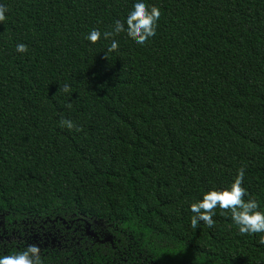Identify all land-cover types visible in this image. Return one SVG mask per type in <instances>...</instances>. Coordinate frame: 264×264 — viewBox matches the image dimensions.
<instances>
[{"label":"trees","instance_id":"16d2710c","mask_svg":"<svg viewBox=\"0 0 264 264\" xmlns=\"http://www.w3.org/2000/svg\"><path fill=\"white\" fill-rule=\"evenodd\" d=\"M145 2L160 18L141 45L84 38L111 32L132 0H0V215L41 220L0 253L264 264V233L241 235L218 206L212 227L193 228L189 211L241 168L264 210V0Z\"/></svg>","mask_w":264,"mask_h":264},{"label":"clouds","instance_id":"9594fccd","mask_svg":"<svg viewBox=\"0 0 264 264\" xmlns=\"http://www.w3.org/2000/svg\"><path fill=\"white\" fill-rule=\"evenodd\" d=\"M8 9L0 4V22L5 20V13ZM160 18V10L156 6H147L145 0H132L128 12L122 20H115L111 32L101 33L98 29H92L85 35V39L90 43H95L100 39H109L112 35L125 32L135 43L144 44V42L155 35L157 21ZM116 40H112L110 49H117ZM24 44H17L16 51L26 52ZM65 87V91H67ZM71 129L74 125L70 120L62 122ZM245 171L238 169L235 178L227 187L210 188L201 194V198L189 205V211L193 214L190 217V223L193 228L203 222L208 227L214 225L213 216L216 215L214 209L217 206L221 210L230 212L231 221L237 226L241 235H252L264 233V210L260 209L258 202L254 198H248L247 189L242 187ZM260 243L264 244V236ZM38 249L35 246H29L26 251L0 253V264H33L29 253L35 254Z\"/></svg>","mask_w":264,"mask_h":264},{"label":"rangeland","instance_id":"374dc122","mask_svg":"<svg viewBox=\"0 0 264 264\" xmlns=\"http://www.w3.org/2000/svg\"><path fill=\"white\" fill-rule=\"evenodd\" d=\"M41 220H33V219H27L23 220L22 222L25 223L24 225H31V229H37V227H33V225L39 223ZM46 223V220L43 221ZM16 224L15 222L8 223L3 215H0V243H6V240L13 241L18 240V233L22 232L24 230V227H22V224ZM16 233V234H15Z\"/></svg>","mask_w":264,"mask_h":264},{"label":"flooded vegetation","instance_id":"af4514ba","mask_svg":"<svg viewBox=\"0 0 264 264\" xmlns=\"http://www.w3.org/2000/svg\"><path fill=\"white\" fill-rule=\"evenodd\" d=\"M63 224H66V223L63 222ZM87 225H88V224L85 223V228H84L85 234L87 235L86 231H87L88 233L94 234V233L91 231L90 227H89V228L87 227ZM65 228H66V229H69V227H67V226H65ZM87 236H89V235H87ZM89 237H91V236H89ZM109 239H110L109 237H108V238L105 237V238H104V241H106V242H110L111 240L109 241ZM95 240H97V239H95ZM97 241H98V240H97ZM111 242H112V241H111ZM51 244H54V239H53V241L51 242Z\"/></svg>","mask_w":264,"mask_h":264},{"label":"water","instance_id":"95a60500","mask_svg":"<svg viewBox=\"0 0 264 264\" xmlns=\"http://www.w3.org/2000/svg\"><path fill=\"white\" fill-rule=\"evenodd\" d=\"M87 227L89 228V225H87ZM87 235H89V236H91V237H93V238H96V236H95L94 234H91V233H88V232H87Z\"/></svg>","mask_w":264,"mask_h":264}]
</instances>
